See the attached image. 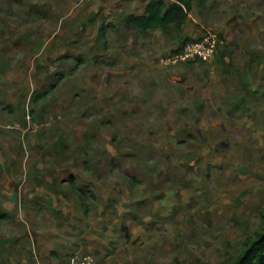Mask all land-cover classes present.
<instances>
[{"label": "rangeland", "instance_id": "374dc122", "mask_svg": "<svg viewBox=\"0 0 264 264\" xmlns=\"http://www.w3.org/2000/svg\"><path fill=\"white\" fill-rule=\"evenodd\" d=\"M52 1L55 13L36 0H4L0 6V95L6 97L0 120L8 123L0 127V142L19 148L24 174L37 150L60 145L88 152L93 164L99 159L96 169L106 168L100 178L123 187L129 171L108 170L100 158L108 142L123 154L122 167L137 165V190L146 194L144 215L132 208L114 235L94 238L92 249L83 242L62 264L84 255L92 264L234 262L264 232V63L254 70L239 54L224 60L225 43L231 34L241 38V25L229 33L216 27L223 0L195 6L181 25L165 32L128 27L125 10L111 19L74 17L63 0ZM243 2L249 3L246 15L263 10L264 16V0ZM262 29L253 30V40L264 42ZM208 32L224 42L211 63L164 62L185 39ZM243 62L254 79L242 78ZM43 91L47 95L39 97ZM113 114L122 123L113 124ZM81 195L95 205L93 195ZM29 209L36 213L33 202ZM19 222H9L7 230L0 223V240L16 237L17 247L0 248V264H52L36 260L34 224L29 229L25 216ZM61 256L49 254L53 260Z\"/></svg>", "mask_w": 264, "mask_h": 264}, {"label": "crops", "instance_id": "0c3cea01", "mask_svg": "<svg viewBox=\"0 0 264 264\" xmlns=\"http://www.w3.org/2000/svg\"><path fill=\"white\" fill-rule=\"evenodd\" d=\"M3 1L0 0V6ZM63 1L64 4L68 5L70 14L72 15V12H74V17L98 15L97 17L101 18L104 15L109 16L111 19L116 12L122 13L124 10L129 14H141L150 0H76L75 5L72 0ZM165 1L173 2L175 0ZM36 4H40L48 13L56 12L52 0H36ZM195 6L194 4L192 10L195 9ZM76 7L78 8L76 9ZM247 8H249V3H244L243 0H223L215 11L216 27L229 33L230 31L228 30L241 25L239 28V36L241 38L237 39L238 36L231 34L232 41L225 43L227 44L228 52L224 54V60L228 62L231 59V53H234V56L239 54L243 61H248L249 66L256 70L259 69V64L263 65L264 63V55L259 53V50L264 48V42L260 39L253 40V36L257 37V35L253 34L255 33L253 30H263L264 24L262 27L258 25L259 22L264 21V16L261 12L263 10H260L261 7H256L260 12H251L250 15H246ZM240 29H243V31ZM263 35L261 34V36ZM223 44L224 42L221 40L219 46ZM240 70L242 78L254 79L256 75L248 67L247 69L244 67V62ZM5 81H7V76ZM0 92L2 94V90ZM5 98L0 95V100ZM3 107L1 106L0 109ZM113 107L115 108L114 105ZM112 117L113 124L116 121L117 123H122L118 118L116 121L114 120V114ZM128 120L133 121L132 118H128ZM0 121V127H8V123L5 120L1 119ZM77 142L80 143L81 139ZM98 143L102 145L104 142L98 140ZM8 145L7 140L0 142V223L7 230L9 222L20 223L19 218L25 216L28 220L27 227L29 229L34 224L33 229L36 231L34 247L36 248L37 261L44 259L47 262H52V264H62L63 258H65L67 253L70 254L73 250H82L83 242L86 241L89 244L88 248L92 249L96 245L93 242L94 238L101 241L102 238L114 235L115 230L117 232L119 226H123L121 223L118 224V222L121 219L126 220L132 208L137 209L136 213L138 212L140 215L146 213L144 208L146 194L137 190V180L140 181L141 178L133 174V172L136 173L137 171L135 167L137 165H129L128 168L122 167L120 157L123 154L113 150L114 148L108 142L105 150L107 154L105 153L106 155L101 156L100 153V158H106L105 164L108 170L113 169L114 171L121 168L120 171L122 173H124L123 171H129L130 182H125L127 186L124 185L122 187L121 183H109L100 178L105 173L104 169L106 168L102 166V168L96 169L100 164V160L98 159L95 164L89 162L91 156L88 152H81L80 155L78 149L70 148L64 151L60 145L57 147L53 145L47 152L37 150L36 154H33V156L36 155V161L29 164L30 170L24 174L22 173V167L20 168L18 165L23 156L22 152H20L19 148L12 149ZM82 154L83 156L86 155L85 159L87 158L88 161L86 169L83 168V161L86 164V160H80ZM43 157H48V160L43 159ZM32 165L33 167H30ZM74 170H76L80 178L77 175L72 177ZM60 172H64L61 177L58 176ZM140 173L142 174L141 171ZM35 174L36 181L33 180ZM142 178L144 179L143 175ZM82 181H85V184ZM17 185H22V187ZM83 192L93 195L95 202L92 207L89 204L87 220L83 218L84 206L80 200V195ZM115 194H117V197ZM30 202H33L36 206V213L34 214L29 209ZM35 214L36 222H32L31 218ZM128 222L130 223V221ZM32 233L33 230L30 234L32 235ZM11 234L17 235V231L8 232L5 237L8 235L13 236ZM105 234L108 235L106 236ZM15 238L2 237L0 240L1 250L5 248L10 251L17 249L13 243ZM53 251L62 254L63 257L61 256L60 260H53L52 257H49V254ZM12 261V258H10V262Z\"/></svg>", "mask_w": 264, "mask_h": 264}, {"label": "trees", "instance_id": "16d2710c", "mask_svg": "<svg viewBox=\"0 0 264 264\" xmlns=\"http://www.w3.org/2000/svg\"><path fill=\"white\" fill-rule=\"evenodd\" d=\"M207 1L175 0L173 2H166L165 0H150L143 13L128 14L125 16L124 21L128 27L135 28L139 31L160 29L165 32L171 26L181 25L188 17L194 4L199 8H204ZM102 28L104 29L103 25L101 26ZM190 39H185L184 42ZM175 49L171 52L175 51ZM52 89H54L53 86H51ZM47 93L48 91H43L39 94V97H44ZM80 200L84 206V215L88 216L89 205L87 204L86 196L80 195ZM219 264H264V232L257 234L255 239L246 246V249L234 262Z\"/></svg>", "mask_w": 264, "mask_h": 264}, {"label": "built area", "instance_id": "2783aa9c", "mask_svg": "<svg viewBox=\"0 0 264 264\" xmlns=\"http://www.w3.org/2000/svg\"><path fill=\"white\" fill-rule=\"evenodd\" d=\"M221 39L214 32H208L197 38L186 40L180 48H176L164 60L166 64L185 63V62H203L211 63L217 53L218 45ZM70 264H92V257L84 255Z\"/></svg>", "mask_w": 264, "mask_h": 264}]
</instances>
